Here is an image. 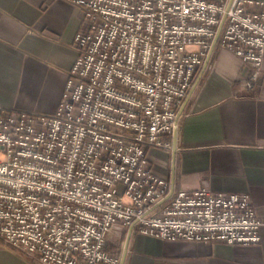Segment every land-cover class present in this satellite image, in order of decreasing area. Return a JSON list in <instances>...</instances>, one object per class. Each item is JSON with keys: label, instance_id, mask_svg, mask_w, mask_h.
Instances as JSON below:
<instances>
[{"label": "built area", "instance_id": "built-area-1", "mask_svg": "<svg viewBox=\"0 0 264 264\" xmlns=\"http://www.w3.org/2000/svg\"><path fill=\"white\" fill-rule=\"evenodd\" d=\"M80 13L57 110L0 107V240L37 264H122L124 231L161 241L254 244L245 193L176 190L147 151L170 147L180 109L215 47L259 81L264 1L64 0ZM222 24L217 43L214 38Z\"/></svg>", "mask_w": 264, "mask_h": 264}, {"label": "crops", "instance_id": "crops-1", "mask_svg": "<svg viewBox=\"0 0 264 264\" xmlns=\"http://www.w3.org/2000/svg\"><path fill=\"white\" fill-rule=\"evenodd\" d=\"M80 29V13L64 0H0V107L54 113ZM262 67L249 90L242 82L248 69L215 47L179 111L176 139L165 136L170 147L146 154L153 173L176 190L248 194L261 220L260 241H161L126 230L108 241L122 264H264V57ZM0 264L37 263L0 240Z\"/></svg>", "mask_w": 264, "mask_h": 264}, {"label": "water", "instance_id": "water-1", "mask_svg": "<svg viewBox=\"0 0 264 264\" xmlns=\"http://www.w3.org/2000/svg\"><path fill=\"white\" fill-rule=\"evenodd\" d=\"M221 27H222V24L219 26V29H218V31H217V34H216V36H215V40H214V43H213V46L217 43V40H218V35H219V32H220V30H221ZM209 60V56L207 57V59H206V61H205V64H204V68H205V66H206V64H207V61ZM176 136H177V130L174 132V138L176 139Z\"/></svg>", "mask_w": 264, "mask_h": 264}]
</instances>
